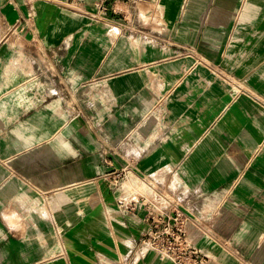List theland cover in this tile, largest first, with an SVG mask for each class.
<instances>
[{"label":"crops","instance_id":"crops-1","mask_svg":"<svg viewBox=\"0 0 264 264\" xmlns=\"http://www.w3.org/2000/svg\"><path fill=\"white\" fill-rule=\"evenodd\" d=\"M121 169L175 176L206 264H264V0H0V264H171Z\"/></svg>","mask_w":264,"mask_h":264},{"label":"built area","instance_id":"built-area-1","mask_svg":"<svg viewBox=\"0 0 264 264\" xmlns=\"http://www.w3.org/2000/svg\"><path fill=\"white\" fill-rule=\"evenodd\" d=\"M126 173L125 169L113 170L105 176L119 190L118 209L142 212L146 228L139 238L140 254L152 252L171 264H206L207 257L193 237L201 227L183 205L186 191L174 179V170H168L174 176L167 184L169 190L161 187L164 180L156 174L140 177L135 186H128Z\"/></svg>","mask_w":264,"mask_h":264}]
</instances>
